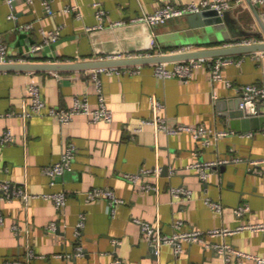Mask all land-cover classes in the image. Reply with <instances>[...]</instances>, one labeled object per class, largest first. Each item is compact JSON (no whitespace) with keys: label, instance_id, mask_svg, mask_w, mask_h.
<instances>
[{"label":"crops","instance_id":"0c3cea01","mask_svg":"<svg viewBox=\"0 0 264 264\" xmlns=\"http://www.w3.org/2000/svg\"><path fill=\"white\" fill-rule=\"evenodd\" d=\"M194 1L199 0H53L54 14L49 15L44 0H15L16 18L11 19L7 0H0V43L12 55L32 62H82L220 46L204 28L192 27L188 16L157 27L139 20L167 3ZM231 1L230 14L242 32L236 39L264 42V30L249 2ZM253 2L264 21V5ZM73 7L77 9L66 11ZM98 8L105 11L104 19ZM27 24L30 30L21 28ZM58 28L56 42L30 54L34 45L43 43L42 30ZM225 58L232 62L221 68V79H214L208 66L195 68L188 78H161L155 64L103 71H0V180L22 185L31 195L28 200L0 198L5 214L0 264H226L223 256L197 243H184L179 255L169 244L152 251L137 221L158 225L168 235L175 232L176 221L183 222L184 230L201 231L264 222V115L251 117L241 124L249 130L240 131L229 128L223 115L229 101L241 95L239 87H264V58L260 52ZM31 84L39 86L47 105L56 109L70 108L76 99L98 108L100 84L113 119L93 122L81 114L68 124L49 114L25 119L21 113L30 107ZM155 100L165 124L204 125L213 131L210 143L188 131L170 134L159 127ZM8 130L14 140L3 144ZM70 143L76 147L74 161L51 184L44 170L61 159ZM223 160L231 161L212 167L204 181L193 167ZM253 161L262 163L253 166ZM129 174L140 177L132 181ZM147 184L153 187L149 191L142 188ZM178 187L191 195H174L172 188ZM94 189L112 190L121 201L113 206L109 199L90 200L88 192ZM52 192L66 193L64 209L43 197ZM208 199L220 202L222 212L213 210ZM240 206L248 207L242 216L235 212ZM82 214L85 226L76 236ZM52 222L57 223L54 232L47 230ZM208 241L226 242L264 258V232L243 230ZM230 264L257 263L233 257Z\"/></svg>","mask_w":264,"mask_h":264},{"label":"built area","instance_id":"2783aa9c","mask_svg":"<svg viewBox=\"0 0 264 264\" xmlns=\"http://www.w3.org/2000/svg\"><path fill=\"white\" fill-rule=\"evenodd\" d=\"M53 0H44L43 5L46 12L49 15L54 14V9L52 7ZM243 0H237L236 3H240ZM261 4L264 5V0H257ZM11 12L9 14V18L14 19L16 18L14 12V2L15 0H7ZM27 3H32L33 0H26ZM234 4L231 0H199L194 1L191 3L183 4V5H176L173 3H167L159 8L156 12L152 14H147L141 17L139 20L146 21L152 27H157L167 23L171 19L175 18H183L193 14L200 13L207 9H214L217 10L220 14H223L226 11H230L233 9ZM71 9L76 10L77 7L67 8L66 11H70ZM98 15L101 19L105 17V11L101 8H98ZM137 20V19H136ZM24 30H30L32 28L31 24H27L21 26ZM94 27H88V30H93ZM61 29L55 30H42L43 34V43L34 45L30 54H35L36 52L40 51L42 47L46 44H50L51 42H56L60 37ZM263 41H259L258 39L253 38H238L233 40L230 45H251L255 43H259ZM190 47H183L176 52H184V51H191ZM157 54H163L161 51H158ZM155 55V54H149ZM146 55V56H149ZM137 56V55H136ZM260 56L264 58V51L260 52ZM128 57H135L130 55ZM117 58V57H112ZM28 59L18 57L12 55L7 47L6 44L0 43V64H8V63H17V62H25ZM232 62L231 59L225 57H219L217 59L214 58H202V59H191L187 61H179V62H172V63H158L155 64L156 74L161 78H172V77H181V78H188L192 75L193 70L195 68L208 66V68L212 72V76L214 79H221V68ZM172 64V67L169 65ZM95 70V69H94ZM100 71L108 70L107 68L98 69ZM96 74V73H95ZM99 92H100V105L96 109H92L89 102L86 99H76L74 104L67 109H56L53 107H49L44 100L41 90L39 86L35 84H31L28 87V93L31 98L30 107L28 110L21 113V115L28 119L35 115H43L49 114L51 116H55L59 119L62 124L70 123L76 115H86L93 122L99 121H111L113 119V113L108 108L106 103L104 102V98L102 96L101 87L99 84ZM239 93L243 95L244 100H257L262 101L264 103V87H260L257 85H245L238 88ZM154 109L158 113L161 109V104L159 101H154ZM155 122L159 125V127L164 128L170 134H176L180 131H188L196 139H205V142L208 144L210 143V139L213 137V131L207 128L204 125L200 126H188V125H178L176 127H169L165 124V120L158 114L155 115ZM264 133V131H263ZM226 132H217L215 135H226ZM13 134L10 130L6 131L1 138L3 144H8L13 142ZM76 153V147L74 144L70 143L63 153L61 159L55 163L52 167L46 168L44 172L51 178V184H55V178L58 176H62L67 170L70 169L72 162L74 161ZM231 160H223L218 162H202L193 165L200 174L201 180H206L209 175V170L217 164L220 163H227ZM235 162H240V158H235ZM253 166H258L262 163V161H253L251 162ZM147 172V171H146ZM127 179L132 181H137L140 177V174H129L126 175ZM144 190L149 191L153 187L149 184L142 186ZM172 192L174 195L179 194H188L191 195L190 190H186L182 187L172 188ZM29 192L26 188L22 185H15L9 181L0 180V198L11 199L13 197H22L26 200L30 198ZM43 197L47 200L52 201L55 206L62 210L66 206L67 203V195L65 192H52L43 194ZM88 198L90 200L96 199H109L111 204L115 206L121 200L115 195L112 190H103V189H94L88 192ZM206 203L216 212L221 213L223 208L220 202L211 201L210 199L206 200ZM248 210L247 206H240L238 207L235 212L238 216H242ZM142 226V232L145 239L152 245L153 247L158 249L163 244L172 245L176 255H179L183 251V244L184 243H197L202 244L205 248L213 250L215 253L223 256L225 258L226 264H230L233 257L238 259L242 258H249L254 259L257 264H264V258L259 256H254L252 254H248L236 248L235 246L224 243H216L208 241V238H215V237H223L233 235L237 232L243 230H249L251 232H264V222H257V223H244L240 224L237 228L231 229L227 227L221 228H213L207 231L201 230H184L183 229V222L176 221L174 223L175 232L172 235L163 234L158 225L151 224L148 222H142L137 220ZM5 223V214L0 211V227L3 226ZM85 226V215L82 214L80 220L76 227V236H80L82 234L83 228ZM14 229L19 231L18 226H14ZM57 229V223L52 222L47 230L50 232H54ZM82 252V247L78 246V253ZM14 264H20L19 262L15 261Z\"/></svg>","mask_w":264,"mask_h":264},{"label":"water","instance_id":"95a60500","mask_svg":"<svg viewBox=\"0 0 264 264\" xmlns=\"http://www.w3.org/2000/svg\"><path fill=\"white\" fill-rule=\"evenodd\" d=\"M259 24L264 30V21L257 10L253 0H247ZM192 27L204 28L214 42L220 46L201 50H191L184 52H170L155 55H141L124 58H104L98 60H88L82 62H17L0 64V71H74V70H94L111 67L142 66L158 63H172L187 61L191 59L228 57L236 54L264 51V42L251 45H230L242 32L236 29L238 20L232 18L230 11L220 14L217 10L207 9L200 13L188 16ZM230 42V43H229ZM259 102V103H257ZM223 115L227 120V126L240 131L241 124L250 121L251 117L257 114L264 115V103L257 100H244L243 95L235 97L229 101V107ZM264 117V116H263ZM245 120V121H244ZM264 123V118L261 119ZM251 121H256L251 120ZM249 130V129H248ZM156 252V248L152 247Z\"/></svg>","mask_w":264,"mask_h":264}]
</instances>
